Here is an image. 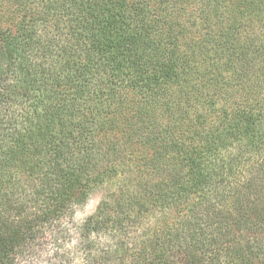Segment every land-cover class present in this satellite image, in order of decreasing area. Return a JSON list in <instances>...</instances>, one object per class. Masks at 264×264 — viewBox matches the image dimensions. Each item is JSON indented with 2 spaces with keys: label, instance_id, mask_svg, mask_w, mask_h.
<instances>
[{
  "label": "trees",
  "instance_id": "trees-1",
  "mask_svg": "<svg viewBox=\"0 0 264 264\" xmlns=\"http://www.w3.org/2000/svg\"><path fill=\"white\" fill-rule=\"evenodd\" d=\"M60 239L264 264V0H0V264Z\"/></svg>",
  "mask_w": 264,
  "mask_h": 264
},
{
  "label": "rangeland",
  "instance_id": "rangeland-1",
  "mask_svg": "<svg viewBox=\"0 0 264 264\" xmlns=\"http://www.w3.org/2000/svg\"><path fill=\"white\" fill-rule=\"evenodd\" d=\"M115 191V187L111 185H103L92 192L85 204L77 208L75 219L80 222L83 221L90 214L94 213L98 204L105 198L107 193ZM50 237V236H49ZM101 243L111 242V238H107L104 234L97 236ZM46 242V240H44ZM42 241V242H44ZM107 241V242H106ZM42 243L39 245L34 253L28 254L22 258L21 264H85L86 262L80 257V253L74 248L72 243L68 241L63 242L59 240L52 246L49 243ZM54 245H56L53 251Z\"/></svg>",
  "mask_w": 264,
  "mask_h": 264
}]
</instances>
